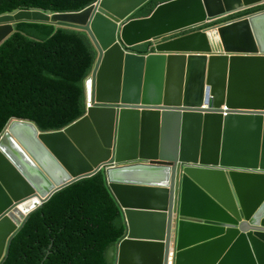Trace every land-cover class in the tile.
Segmentation results:
<instances>
[{"label":"water","instance_id":"water-1","mask_svg":"<svg viewBox=\"0 0 264 264\" xmlns=\"http://www.w3.org/2000/svg\"><path fill=\"white\" fill-rule=\"evenodd\" d=\"M149 1L0 15V46L45 22L97 54L81 118H12L0 135V264L33 212L99 172L125 225L113 264H264V11L204 28L264 0H169L135 18Z\"/></svg>","mask_w":264,"mask_h":264},{"label":"trees","instance_id":"trees-1","mask_svg":"<svg viewBox=\"0 0 264 264\" xmlns=\"http://www.w3.org/2000/svg\"><path fill=\"white\" fill-rule=\"evenodd\" d=\"M95 1L0 0V15L30 9L79 12ZM166 1L150 0L134 17H148ZM263 10L262 5L227 19ZM149 47L147 43L135 50ZM96 57L83 31L18 23L0 46V135L12 118L32 121L40 131H59L81 118L86 112L85 80ZM124 232L122 211L99 172L57 192L33 212L3 264H113Z\"/></svg>","mask_w":264,"mask_h":264},{"label":"bare ground","instance_id":"bare-ground-1","mask_svg":"<svg viewBox=\"0 0 264 264\" xmlns=\"http://www.w3.org/2000/svg\"><path fill=\"white\" fill-rule=\"evenodd\" d=\"M264 4V3H263ZM259 6H262V4H260V5H257V6H255V7H253V8H256V7H259ZM253 8H250V9H253ZM247 10H249V9H247ZM264 11V10H263ZM263 11H260V12H263ZM260 12H255V13H251V14H246L244 17H248V16H251V15H254V14H257V13H260ZM226 17H228V16H226ZM243 17V18H244ZM225 18V17H224ZM222 19V18H221ZM220 19V20H221ZM219 20V21H220ZM91 75V74H90ZM90 77V76H89ZM89 77L85 80V87H87V83H88V79H89ZM86 95H87V90H86ZM226 115V114H225ZM22 134H24L23 132H22ZM35 141V138H31L30 136H28V146H31V144L33 143ZM36 202V200H34V201H32V202H30V203H28V204H23L21 207H19V209H18V213L16 212V213H14V218L15 219H19V218H21V214H27V213H25V211L26 210H29V208H30V206L32 205V204H34ZM114 263V262H113Z\"/></svg>","mask_w":264,"mask_h":264},{"label":"flooded vegetation","instance_id":"flooded-vegetation-1","mask_svg":"<svg viewBox=\"0 0 264 264\" xmlns=\"http://www.w3.org/2000/svg\"><path fill=\"white\" fill-rule=\"evenodd\" d=\"M245 15H243V16H241V17H238V18H236V19H231V20H229V19H227V17H225V18H222L220 21H226V22H231V21H234V20H237V19H241V18H243ZM219 22H217L216 24L214 23H212L213 25H217ZM213 25H209V26H207V27H211V26H213ZM206 26L204 27V28H207Z\"/></svg>","mask_w":264,"mask_h":264},{"label":"built area","instance_id":"built-area-1","mask_svg":"<svg viewBox=\"0 0 264 264\" xmlns=\"http://www.w3.org/2000/svg\"><path fill=\"white\" fill-rule=\"evenodd\" d=\"M263 6H264V4H262ZM217 22H219L217 25H221L222 23H227L226 21H219V20H217V21H215V22H213V24L215 23H217ZM226 108H224V110H225ZM226 113H224V115H225Z\"/></svg>","mask_w":264,"mask_h":264},{"label":"rangeland","instance_id":"rangeland-1","mask_svg":"<svg viewBox=\"0 0 264 264\" xmlns=\"http://www.w3.org/2000/svg\"><path fill=\"white\" fill-rule=\"evenodd\" d=\"M260 12V11H259Z\"/></svg>","mask_w":264,"mask_h":264}]
</instances>
